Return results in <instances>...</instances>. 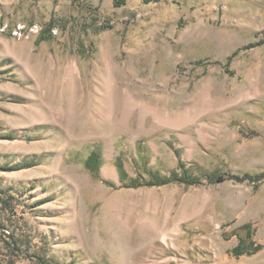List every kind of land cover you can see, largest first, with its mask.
<instances>
[{
	"label": "rangeland",
	"instance_id": "1",
	"mask_svg": "<svg viewBox=\"0 0 264 264\" xmlns=\"http://www.w3.org/2000/svg\"><path fill=\"white\" fill-rule=\"evenodd\" d=\"M262 171L264 0H0V264H264Z\"/></svg>",
	"mask_w": 264,
	"mask_h": 264
},
{
	"label": "trees",
	"instance_id": "2",
	"mask_svg": "<svg viewBox=\"0 0 264 264\" xmlns=\"http://www.w3.org/2000/svg\"><path fill=\"white\" fill-rule=\"evenodd\" d=\"M115 4L117 6L122 5L125 3L126 0H114ZM145 3H149V2H157L160 0H143ZM140 147V146H139ZM27 162V161H25ZM36 161H29L27 162V166H32ZM101 156L99 155L98 150H93L90 155L88 156V158L85 161V164L87 166L88 169L91 170V172L93 173V175L95 177H98L99 175V168L101 165ZM23 165V163H19L17 164V166ZM183 168L181 173H176V172H171L168 175H160L158 173L154 174L152 172H149L151 179H147L146 183H138L137 180L139 179H130L127 177V174L124 172L122 164L119 162L118 163V170L120 173V178L121 181H123L125 184H127V186H140V185H155V184H165L168 182H172V181H178V182H182V183H186V184H192L195 182H199L200 180V176L199 175H194L192 173H190L189 168H185L183 164H180ZM255 178L257 181L259 180H264V171L257 173L255 175H249V174H243V175H236L233 178L239 180V181H243L245 179H249V178ZM216 179V178H215ZM218 180H221V178H217ZM151 180V181H150ZM8 194V193H7ZM15 198V194L14 193H10V195L8 194L7 197L4 196L3 191L0 190V210L5 208V206H9L10 210L13 212V208H15V204L13 199ZM0 224H4L5 226H3V228L5 230L8 229V225L6 223V220L4 218H0ZM243 234L241 233H235L237 235V238L239 239V243L237 246H235L234 248H232L230 250V252L233 255L236 256H240V255H252L255 254L257 252H259L260 250H262L264 248V245L256 242L254 239V235H253V230L250 228V225L246 224L243 227H241V229ZM15 240V245L19 247V243L16 238ZM17 254L18 251H17ZM50 262V264H57L56 260L54 259V257L51 256H46V255H41V254H36L35 255V259H34V264H46V262Z\"/></svg>",
	"mask_w": 264,
	"mask_h": 264
},
{
	"label": "built area",
	"instance_id": "3",
	"mask_svg": "<svg viewBox=\"0 0 264 264\" xmlns=\"http://www.w3.org/2000/svg\"><path fill=\"white\" fill-rule=\"evenodd\" d=\"M2 29H4V28L2 27ZM17 29H18V27L16 29H14V30L17 31Z\"/></svg>",
	"mask_w": 264,
	"mask_h": 264
}]
</instances>
